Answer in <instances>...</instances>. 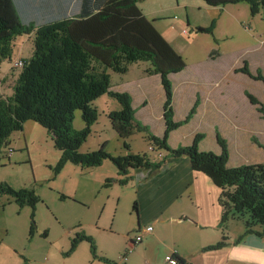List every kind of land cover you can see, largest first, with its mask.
<instances>
[{"label": "trees", "instance_id": "obj_1", "mask_svg": "<svg viewBox=\"0 0 264 264\" xmlns=\"http://www.w3.org/2000/svg\"><path fill=\"white\" fill-rule=\"evenodd\" d=\"M144 1L147 0H0V67L2 62L10 61L13 69L11 76H15L12 93L3 95L0 92V150L9 146L11 136L24 131L26 123L31 121L52 136L56 149L62 153L60 168L71 162L94 169L109 159L122 177L119 180L122 186L131 180L129 174L132 170H158L161 163L152 162L145 154L112 157L106 152L107 143L96 152L80 153L91 134L92 125L98 121L99 114L94 103L109 95L120 105V110L112 112L109 119L121 139L147 133L154 152L166 151L174 158L187 156L192 169L207 175L221 190L222 223L225 225L234 218L242 220L246 235L263 237L264 233L255 230L264 228V164L230 168L229 148L221 137L219 145L222 152L219 155L200 151L199 145L205 136L199 133L190 146L172 149L169 145L171 133L193 120L200 100L197 99L185 120L175 121L170 76L184 71L187 64L143 14L138 3ZM203 2L212 8L247 3L252 14L264 7V0ZM25 11H28V16ZM215 27L214 20L210 27L197 28L196 32L213 34ZM22 36L33 40L32 57L13 61L14 42ZM216 55V51L210 54L211 57ZM18 61L24 63L23 67L15 66ZM139 62L150 63L149 74L161 77L166 95V130L162 138L152 135L149 126L136 120L133 97L111 87L110 70L125 74L130 65ZM236 73L264 81L260 72L257 76L252 75L246 62ZM246 95L264 117V104L251 94ZM77 111L81 112L86 125L83 130L74 128ZM114 181L108 179L106 186ZM4 195L10 196L19 208H36L40 202L34 189L15 191L8 185H0V197ZM134 209L137 210L136 204ZM82 242L90 244L94 258L107 264H117L101 258L95 240L86 235L77 236L70 254ZM222 247L223 243H219L206 250ZM178 260L180 264H185L182 259Z\"/></svg>", "mask_w": 264, "mask_h": 264}, {"label": "rangeland", "instance_id": "obj_2", "mask_svg": "<svg viewBox=\"0 0 264 264\" xmlns=\"http://www.w3.org/2000/svg\"><path fill=\"white\" fill-rule=\"evenodd\" d=\"M165 1L169 3L156 1L155 5L158 3L161 10L171 8L163 13L167 17L162 22L153 24L187 64V68L171 80L179 97L178 102L173 105L176 120L184 118L186 114L189 105L185 99L187 88L193 90L205 88L210 93L224 85L229 87L234 85L235 88L246 85L247 93L264 104V99H260L264 92V83L260 87L263 88L262 92L258 88V81L252 82L256 83V86L248 87V80L251 78L234 73L244 67V62L252 73H256L255 68L260 67L261 58L264 56V7L256 14H252L247 3L212 8L203 0ZM143 3H138L139 8H145ZM214 20L216 27L213 34L196 32L197 28L210 27ZM185 30L188 34H184ZM33 51V40L27 36L18 37L14 42L13 61L18 58L30 59ZM212 51H216L217 55L210 58ZM11 67L10 61L2 62L0 67V92L3 95H10L15 84V76L10 75L6 80H2L3 75ZM151 68L150 63L139 62L130 65L125 74L110 70L111 87L112 90L119 92L129 90L124 92L135 100L136 120L143 125L148 124L150 133L162 138L161 133L164 128L166 130L164 105L159 104L163 86L153 77L154 75L149 74ZM209 69L215 76L220 75L222 81L217 80L201 86L202 82L196 81V77L208 74ZM262 76L264 77V74ZM189 82L193 85L187 86ZM144 93L150 95L149 99L147 98L148 105L143 107L145 109L140 105ZM94 105L98 110V121L92 125L91 134L80 149V153L96 152L107 143L106 152L114 158L126 157L130 153L145 154L150 160H155L159 154L168 156L166 151L152 150L153 146L149 144L147 133H137L128 139H121L116 134L109 115L119 110L120 105L109 95L103 96ZM27 123L24 131L14 133L10 138V145L0 150V185H8L15 191L34 189L40 202L36 208L28 206L19 208L10 196L0 197V264H63L77 250L70 254L73 241L78 235H88L95 222L89 218V205L83 203L82 197L75 199L76 192L83 190L87 184L96 182V179L113 173L112 167L115 165L108 159L102 164L103 168L97 171L71 162L60 168L62 153L56 149L52 136L35 122ZM74 128L76 130L86 128L79 111L75 113ZM208 128L209 126L202 128L193 122L184 125L173 131L176 134L171 142L169 141V145L173 147L181 140L180 147L190 146L193 138L188 137L195 132L204 135L205 138L207 136L206 146L210 148L215 145L213 141L215 138ZM183 132L186 134L185 137L181 136ZM211 150L214 152L216 149ZM132 211V208L127 207L124 217L128 218ZM109 222L111 223L112 219L111 221L108 219L107 223ZM48 234L51 235L49 239ZM97 245L102 246V241ZM51 248L53 252L49 257L47 254ZM64 248L66 251L62 253L60 250Z\"/></svg>", "mask_w": 264, "mask_h": 264}, {"label": "crops", "instance_id": "obj_3", "mask_svg": "<svg viewBox=\"0 0 264 264\" xmlns=\"http://www.w3.org/2000/svg\"><path fill=\"white\" fill-rule=\"evenodd\" d=\"M156 1L169 3L165 0L152 2L147 0L142 2L145 8L140 7L147 19L153 23L165 20L167 15L163 13L171 9L161 10L158 3L155 5ZM25 13L28 16V11ZM262 57L260 67L255 68L256 73L251 72L254 76H257L259 72L264 74V56ZM210 58L213 57L210 56ZM10 70L6 71L2 80L10 77ZM210 70L207 72L209 75L203 74L196 77V81L202 82L201 86L212 84L217 80L222 81V78H219L220 75L215 76L214 72L210 73ZM179 74L171 75L170 80ZM153 77L162 84L160 76ZM253 81L257 80L252 78L248 80V87L256 86V83H252ZM257 83L260 88L264 81ZM189 85L193 84L189 82L187 86ZM245 87L247 86L244 85L238 89L234 85L233 87L224 85L221 89L210 93L205 88L185 90V99L189 105L184 118L199 99L197 113L190 123H198L202 128L209 126L208 129L215 138L213 140L215 145L208 148L206 136L201 142L200 150L213 152L211 148H214L216 150L213 153L221 154L222 149L219 145V137H221L227 142L229 148L230 168L264 164V117L250 102L246 95L248 88ZM260 90L263 92V88ZM261 95L259 98L263 100L264 92ZM149 97V94L144 93L140 103L141 108L148 105ZM178 99L175 93L174 104L178 102ZM165 100L163 89L159 104L163 106ZM151 104L153 105V102ZM133 106L136 110L134 98ZM184 118L177 120L175 118V120L181 121ZM164 133L165 128L161 137ZM172 134L170 142L176 133ZM196 134L194 132L187 137L194 139ZM183 135L185 137V132L181 134ZM180 143L181 140L171 148L180 147ZM160 155L162 154H159L155 160H151L161 163L158 170L145 168L132 170L129 174L131 180L125 186L119 184L122 177L118 175V169L114 166L113 173L96 179V182L87 184L83 190L76 192L75 199L82 197L83 203L89 205V218L95 221L91 232L86 236L95 240L99 256L117 264H167L166 257L176 252L177 257L185 264H264V234L263 237L257 234L246 235L244 221L235 218L224 225L222 223L223 209L219 203L221 190L212 180L204 173L194 171L187 157L174 158L168 152H166L167 157L164 155L160 157ZM99 168H103V165L93 170L97 171ZM108 179L115 181L106 186ZM135 204L137 210L134 209ZM127 207L132 208L133 211L128 218H125L124 213ZM108 219L110 221L112 219V222L107 223ZM148 227L153 228L151 233L146 232ZM255 231L264 233V228L258 227ZM140 235L144 236L143 241L134 245L132 252L129 253L133 242ZM50 236L48 234L47 238L49 239ZM99 241H102V246L97 245ZM219 243H223L222 248L206 250ZM60 251L63 253L66 250L64 248ZM52 252L53 248L47 255L51 257ZM66 263L107 264L93 257L88 242L80 243L70 259L63 264Z\"/></svg>", "mask_w": 264, "mask_h": 264}, {"label": "built area", "instance_id": "obj_4", "mask_svg": "<svg viewBox=\"0 0 264 264\" xmlns=\"http://www.w3.org/2000/svg\"><path fill=\"white\" fill-rule=\"evenodd\" d=\"M184 34H188V32L185 31ZM23 65H24V63L22 61H18V62L15 63V66L16 67H23ZM152 150H153V148H152ZM160 157H162V155H160ZM152 231H153V228L152 227H148L146 229V232L147 233H151ZM143 237H144L143 235H140V236H138L136 238V241L133 242V246H131V249L129 250V253L132 252L134 245L139 244V243H141L143 241ZM166 262H167V264H180L179 263V260H178V257L176 255V252L173 253V254H171V255H169V256H167L166 257Z\"/></svg>", "mask_w": 264, "mask_h": 264}]
</instances>
